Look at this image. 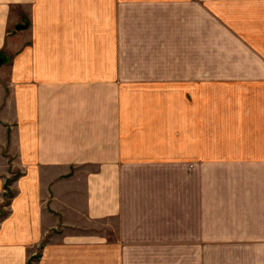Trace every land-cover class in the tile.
Instances as JSON below:
<instances>
[{
	"label": "crops",
	"instance_id": "obj_1",
	"mask_svg": "<svg viewBox=\"0 0 264 264\" xmlns=\"http://www.w3.org/2000/svg\"><path fill=\"white\" fill-rule=\"evenodd\" d=\"M0 58V264H264V0H0Z\"/></svg>",
	"mask_w": 264,
	"mask_h": 264
},
{
	"label": "water",
	"instance_id": "obj_2",
	"mask_svg": "<svg viewBox=\"0 0 264 264\" xmlns=\"http://www.w3.org/2000/svg\"><path fill=\"white\" fill-rule=\"evenodd\" d=\"M22 25H18V27H21ZM1 62H2V58H0V64H1Z\"/></svg>",
	"mask_w": 264,
	"mask_h": 264
}]
</instances>
